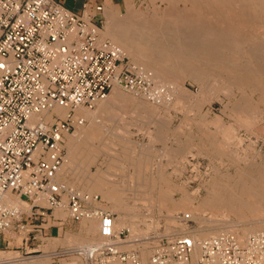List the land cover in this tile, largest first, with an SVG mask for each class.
I'll return each instance as SVG.
<instances>
[{
  "label": "built area",
  "instance_id": "built-area-1",
  "mask_svg": "<svg viewBox=\"0 0 264 264\" xmlns=\"http://www.w3.org/2000/svg\"><path fill=\"white\" fill-rule=\"evenodd\" d=\"M89 4L76 14L51 0H0V234L25 231L20 238L25 243L23 215L43 217L45 211L64 207L72 222L96 219L104 238L83 251L86 264L187 262L194 242L184 235L158 238L142 263L137 248H123L127 229L115 233L114 214L96 207L98 195L55 180L65 136L83 122L74 109H91L113 87L150 102L164 94L150 77L137 72L118 46L101 37L102 4L92 10ZM53 108L67 110L65 117L52 114V122L44 121L42 115ZM6 195L27 209L5 202ZM197 247L196 264H264V239L259 234L238 242L222 233L197 242ZM64 254L55 251L51 256Z\"/></svg>",
  "mask_w": 264,
  "mask_h": 264
},
{
  "label": "rangeland",
  "instance_id": "rangeland-1",
  "mask_svg": "<svg viewBox=\"0 0 264 264\" xmlns=\"http://www.w3.org/2000/svg\"><path fill=\"white\" fill-rule=\"evenodd\" d=\"M167 1H164V0H123V5H116L115 3H112L113 5L107 4L104 7L103 20L105 23V18L107 19L106 13H110L112 16L115 17V19H118L117 21L119 23L121 20H123V21L125 20L124 22H126V23L123 24V22L121 21V24H119V25L123 24V27H125L127 29L134 26V24L137 25V24L144 23V22L147 23V21L148 22L152 21V23H154V21H155L156 24L158 22L164 23V22L171 19L170 17H168L169 13L167 12V9L170 7V5ZM165 6H167L168 8ZM227 13H229V12H225L226 15H227ZM208 15H210V16L208 17ZM208 15L206 16V20H208V18H209V20H208L209 24L212 26H215L216 28H220L219 26H216V25L221 24L220 22L217 24V22H218L217 20H219L222 16H219V18L216 19L217 17L215 15H212V13H209ZM222 15H223V17L220 20H224L223 23L224 22L225 23H224V27H223V23L221 25L223 28H225L227 25L226 21L230 20V18H232V17L229 14V15H227L228 19H225L224 17H226V16L224 14H222ZM130 17H131L130 20H133V21H131L132 23L129 22L130 20L128 21V19ZM133 17H134V19H133ZM166 17L169 19H167ZM212 20H214V21H212ZM137 21H140V22L138 23ZM127 22H129V24ZM104 23H103V27L105 26ZM213 24H216V25H213ZM101 30L102 31L100 33H102L101 35L103 36V33L105 32L103 30H105V28L104 29L102 28ZM242 33L246 34L245 32H241L239 34L243 35ZM125 57L128 59V61L130 59L131 63L133 65H136L142 74L149 75V77L151 79L153 78L152 80L155 82V84L160 85L163 88L165 87V89H166L165 93L166 94L163 95L162 97H160L161 100L159 99L155 103V102L148 101L143 95L135 96V94L132 92H126L125 93V91L123 92L122 90H120L124 94L130 95L131 100L127 98L125 101L122 100V101L117 102L114 107L110 108L111 110L108 109L107 111L105 110L104 113H101V116H99L100 114H98L94 118L88 117L86 119H83V122L81 123V125H78L74 129L73 132L67 134L68 136H72V135L75 136V135H77V131L80 132L79 129H81V128L84 131H87V133L89 131L92 132V133L89 132V134H88V136L91 135L87 139L88 142L87 141L85 143L82 142V144L80 142L79 145H81V146L76 147L78 149L74 150V155L72 156V162H69L70 160L69 159L67 160V158H66L68 150L66 147L67 140L65 139V143L63 146L65 149V157H64L63 164H64V166L67 165V161H68L69 168L67 169V172H65L64 175H61V176L56 175L55 180L60 182V183H64L66 186L72 187V188L79 190L81 192H84V193H87L90 195H98V197L100 198L99 202L101 203L102 207L109 209L106 211L113 213L115 216L113 218V221H112V230L116 233V232H119L121 229H127L129 232V235L127 236L126 239L128 240V238H129V242H131V243L126 244L125 246H123V248L124 249H133V248L140 249L141 248L140 254H141L142 263H145L147 261V258H148L149 253H150V247L153 246L155 244V241L160 237H170L171 238V237H174L177 235H180V236L190 235L191 237H193V235L197 232V230L205 229L206 227H209L210 224H211V227L217 231L216 234L226 233V234L235 235L233 233H235V232L239 233L238 229H239V227H241L240 225L242 224L243 221L237 220L235 215L227 213V215H225V216L224 215L223 216H221V215L220 216H214L212 214L211 215L212 219H211L210 215H209L210 213H208L207 211H206L207 213H205V211H203L204 213L202 214L201 210H198V212H196L197 209L194 206H192L191 208L187 207L190 210H192L193 212H194L193 209L195 208V212L193 214H192V212L190 213V210L187 208H184V209L181 208V211H178L180 209H177V210H173L171 212L170 211L171 209L168 205L169 203L166 205L163 203L161 204V202H159V200L156 199V197L159 196V194H160L158 192V190L163 188L161 193L169 196V198L173 201L177 200L176 198H178V196H181V197H186V196L189 197L190 196L191 198H194V200L195 199L200 200L201 198H203L207 195V192H206L207 187H209V185L212 183L211 178H212V175L214 176V174H215V173L212 174V172H217V170H218V172H222V173L224 172L223 174L232 175L231 173H234L233 170L235 171V169H234L235 165H233L231 161H229L226 158H223V159H221L222 162L226 161L229 166L226 165V163H223L224 165H220V164H222V162L220 163L221 160H213L212 159V161H211V158L209 156H207L204 151H202L203 147L204 146L206 147L209 144H207L206 141L204 140L205 138L203 135H205V134H203V131L197 125L201 118H202L201 120H203V121L207 120L209 122H212L213 120H211V119H213V118H214V121L217 120L216 118H219V124L220 125H219V127L217 125L218 129H217V127H215L216 125H213V124L210 125L211 128L208 129V131L209 130L212 131L213 129H215L214 131H212V133L210 131V134H213V137L215 136L214 139H216L215 140L216 142H218L219 139L222 140V137H221L222 135H223V139H224L225 136L226 137L227 136L232 137L236 133V135L234 136L233 142L231 140L230 143H235L236 138L240 139L242 141V145H241L242 148L246 147V150L248 149L246 151V153H247L246 155H248V156H246V157L249 158V160H246V161H238V163L240 162L239 165L245 166V165H247V163H249L252 160L256 164V167L263 166V168H264V165H260V164H262L260 162L263 159L262 154H264V142H263L264 141V130H263L264 129V114H263L264 110L257 107V106L251 105L252 109H250V108L249 109L252 110L251 114L253 113L252 114L253 119H252V117H251L252 120L250 119V117H247V119H248L247 120V122H248L247 126L251 125L252 129H251V127H248L247 130L251 129L252 131L248 130L249 132L247 131V133H246V131H245L246 126L243 127L241 125V127H240L239 123L237 124V122H235L233 119H230L232 117L228 116L230 110L232 109L231 108L233 105L232 100L235 97H239V96L237 94V91L234 90V88L232 86L227 85V82L225 80H222V79L216 80V78L213 76V77L209 78L208 80H204V82L206 84L202 81V83L206 85V86L205 85L202 86L201 82L194 80L193 78H191V76H188V75L185 76L184 73L182 74L181 72H179V73H177L178 76H177V74H175V75H171L172 77L170 76L172 79L168 78V80L170 79L172 81L169 80L170 81L169 82L166 80L167 82L165 81V83L162 81L163 82V84H162V82H160V80L155 81V79L153 77V73L149 69H146L145 67L143 68V66H141L140 61L135 60L132 56H129L128 54H126ZM161 66L167 68V67H170V64L161 62ZM147 73H149V74H147ZM180 73L183 76L180 75ZM174 76L176 77L175 81L173 79V78H175ZM218 82L221 84H219ZM208 84H209V86H208ZM223 85H224V87H223ZM225 85H227V87L229 86L230 89H227L225 87ZM168 86H169V88H168ZM207 86H208V88H207ZM221 86H222V88H225V89H222L223 92L220 91ZM199 87H201V88H199ZM202 87H204L205 89ZM172 89H173V91H170ZM200 89H201V92H200ZM231 89H233V90H231ZM228 90H230V92H231L230 94H229V92H227ZM224 91H225V93H228L229 95L225 94ZM244 91H246V92H244ZM242 92H243V95L246 96L248 99L253 100L255 98L254 104L256 105L257 99H256L255 95L251 94L250 91L246 90V89H244ZM247 92L250 94H248ZM111 93H112V90L106 98H109V96H111ZM224 97H227V98L223 99ZM216 98H218V99H216ZM228 98H229V104H228ZM186 100H187V102H186ZM225 101L227 102L228 106L225 105L226 104ZM166 102H167V104H166ZM195 104H196V106H195ZM197 106H198V108H196ZM229 106H231V107H229ZM133 107H135L137 109H134ZM142 107H143V109H142ZM254 107L256 108V110L253 109ZM130 108H132V109L130 110ZM133 109H134V111H133ZM257 109H259V110H257ZM260 109H261V111H260ZM86 110L88 112H92L93 110H95V106L93 109H86ZM189 110H190V112H189ZM250 110H249V112H250ZM249 112L247 111V113H249ZM258 112H260L261 114ZM255 114H256V116H255ZM216 115L219 117H217ZM246 115L249 116L250 113L246 114ZM206 117L207 118L209 117V119L210 118L211 119L210 120L206 119ZM221 117H222V119L220 120ZM257 117H259V118H257ZM185 121H188V122L190 121V122L188 123ZM220 121L221 122L223 121V122L220 123ZM192 122L194 123L193 125H192ZM226 122H228V124H227L228 126H226ZM249 122L250 123L253 122V123L249 124ZM93 123L97 124L98 126L93 125ZM190 123L192 126H190ZM252 125H254V126H252ZM231 126L232 127L235 126V127L232 128ZM159 127H161V128H159ZM225 127H228L229 130L226 128L227 131H225L226 129H223ZM231 128L234 129L235 131L232 130ZM242 128H245V130H243ZM254 128L256 130L254 132L255 134L250 133V132L254 131L253 130ZM196 129L198 131H200V132L202 131V132L200 133ZM156 130H158V131H156ZM221 131L222 132L224 131L225 133L223 132L224 134L223 133L221 134ZM214 132H215V134H214ZM216 133H219V134H216ZM199 134L202 135V137ZM238 134H240V135H238ZM197 136L198 137L200 136V138L202 140L198 141V139H200V138H198ZM238 136H240V137H238ZM164 139H165V141H164ZM102 140H103V142H102ZM156 140H158V141H156ZM186 141H188V142H186ZM222 141H220V142L224 143ZM253 141H254V143H253ZM122 142H124V143H122ZM202 143H204L203 144L204 146L201 145ZM128 144H130V145H128ZM246 144L248 146H246ZM181 145H183V146H181ZM194 145L195 146L198 145V146L195 147ZM207 147H209V146H207ZM250 147L254 148L255 151L251 150L252 148H250ZM198 150L200 151V153L204 152L201 154L202 157L199 156ZM108 151H109V153H108ZM248 151L252 152V153H249ZM178 152H179V154H178ZM256 152L258 155L255 154ZM176 154H177V156H175ZM203 154H204V156H206V158L203 156ZM231 154H232V152H231ZM234 154L235 153H233V156L236 157L235 156L236 154L235 155ZM239 154H240L239 156L242 157L241 151L239 152ZM256 155L258 157L255 159L254 156H256ZM229 156L232 159L233 156L230 155V153H229ZM108 157H110V158H108ZM206 161L209 164H207ZM65 162H66V164H65ZM217 162L219 163L220 166L218 165ZM214 163H216V165ZM63 164H62V166H63ZM143 165H144V167H142ZM211 165H214L215 167L211 166ZM209 166L211 168L213 167L214 171H213V169H211V171H210ZM216 166H219V167L216 168ZM113 167H114V169H113ZM138 167L139 168L141 167V168L139 169ZM215 168H216V170H215ZM142 169H143V171H142ZM220 170H222V171H220ZM208 171H209V173H207ZM151 172L153 174L154 173L155 174L160 173V174H159V176H158V174L157 175L154 174V176H153V174ZM218 172H217L218 175L215 174L213 179H216V178L221 176L222 173L219 175ZM164 173H166V174H164ZM206 173H207V175H206ZM155 177H156V179L159 177V180L161 181V183L158 182V183L152 184L150 182V180L155 178ZM91 178L92 179L94 178L98 183H102V185H104V187H106V189H108V190L110 189V191L112 190L113 195L119 196L120 200L116 199L117 201H116L115 207H113V202H111L107 198L101 196V193H99L98 191H95L93 189L92 190L90 189V185H91L90 179ZM206 180H207V182H206L207 184L204 182ZM209 181H210V184L208 183ZM204 184H206V186H204ZM148 185H149V187H147ZM152 185L155 187H153ZM205 187H206V189H205ZM153 188H154L155 193H152ZM155 189H156L158 194L156 193ZM142 191H145V192H142ZM140 196H142V197H140ZM151 196L152 197L154 196V197L150 198ZM142 198H144V199H142ZM152 199L153 200L155 199V200L152 201ZM40 204L44 207L46 206V204L41 202V201H40ZM11 205L14 207L16 206L20 209H27V206L22 204V203L11 204ZM162 206H164V207H162ZM161 210H163V211H161ZM59 211L60 210H57V209L54 210V215L58 218L63 219L66 215L65 208L62 207L61 212H59ZM185 214L188 215V218L185 219V221H181L180 217L182 215H185ZM203 218L207 219V220H204ZM221 219H223L224 222ZM259 220L261 221L262 217ZM205 221H207V222H205ZM205 223H206V225H205ZM261 223H263V222H261ZM133 224L136 226L135 232H134V230H131L132 229L131 227L133 226ZM178 225H180V226H178ZM135 226H133V228H135ZM78 227H79V231H80L79 235H75L72 233L66 235V233H65L63 236H65V235L66 236H65V238L62 237L63 242L61 244L64 243L67 246H72V251L74 250L76 252H81L83 250L85 251L87 248H89L93 245H98L99 243L103 242L104 238L101 237L98 233V224H97L96 220L80 221V222H78ZM235 227L238 229L236 230ZM92 230H94V231L92 232ZM24 232L25 231H21L17 235L10 232V235L12 237H14V242H15L14 245L15 246L19 245L20 238L22 236H24ZM253 234L264 235L263 232L248 233L247 236H245V238H247L248 235H253ZM209 237H213V236H209ZM209 237H207V238H209ZM137 240L140 241L139 244L134 243V241H137ZM48 247L52 248L54 246L50 245ZM17 251L18 252H13V251L1 252L0 251V256L2 255L0 257V260H11V259L14 260V258L19 259L20 256L25 257V256L36 255V254L24 255V254H21L19 252L20 251L19 249H17ZM42 251H44V250H42ZM72 258H73L72 264H86L82 254H79L77 256L73 255ZM61 263H62V261H61ZM192 263H193V261H191V259H190L186 264H192ZM48 264H52L51 259L48 260Z\"/></svg>",
  "mask_w": 264,
  "mask_h": 264
},
{
  "label": "bare ground",
  "instance_id": "bare-ground-1",
  "mask_svg": "<svg viewBox=\"0 0 264 264\" xmlns=\"http://www.w3.org/2000/svg\"><path fill=\"white\" fill-rule=\"evenodd\" d=\"M164 1H167V0H164ZM167 2L169 3L170 7L168 8L167 7L168 5L165 7L168 8L167 12L169 13V16L168 15L167 16L171 18L170 20H168L164 23H162L159 20L161 23L158 22L157 24L155 21H154V23H152V21L151 22L147 21V23L144 22V23H140V24L136 23L137 25H135L133 23L134 26H132L129 29L123 27V24L126 23V22H124L125 20L124 21L121 20L123 22V24L119 25V24H121V21L119 23L117 21L118 19H115V17L112 16L110 13H106L107 19L105 18V23H104L103 7H102V13H101L102 28L103 29L105 28V30H103L105 32L103 33V36L101 35L102 33H100L101 37L108 39L113 44L118 46L125 56H126V54H128L129 56H132L135 60L140 61L141 66H143V68L145 67L146 69H149L153 73V77H154L155 81L160 80V82L163 81L165 83L166 80L169 81L170 79H172L171 75H175L179 72H181L182 74L184 73L185 76L186 75L191 76V78H193L194 80L201 82L202 86L206 84L204 82V80H208L209 78H211L213 76L216 78V80L217 79L225 80L227 82V85L232 86L234 88V90L237 91V94L239 96V97H235L232 100L233 105L231 104L232 107L229 106L232 109L230 110L228 116L232 117L230 119H233L235 122H237V124L239 123L240 127H241V125L243 127L246 126V130H245V128H242L243 130L246 131V133L248 130L252 131L251 125L247 126V123H248L247 117H250V119L252 117V119H253V115H252L253 113L251 114L252 110H250V109H252L251 105L257 106V107L264 110V0H168ZM224 11L229 12V13H227V15L230 14V16L232 17V18H230V20L226 21L228 26L226 25L225 28H223L224 23H225V22L223 23L224 20H220L223 17L222 14H224L226 16V17H224L225 19H228L227 15L225 14ZM209 13H212V15H215L217 17L216 19H218L219 16H222L219 20H217L218 22L217 21L216 22H217V24L219 22L221 24L223 23V27L221 24H220L221 26L213 24V25L219 26L220 28H216L215 26L210 25L208 22L209 18H208V20H206V16ZM209 16L210 15H208V17ZM130 19H131V17L128 19V21ZM133 19H134V17H133ZM167 19H169V18H167ZM214 20H212V21H214ZM131 21H133V20H130L129 22H131ZM140 21H137V22L139 23ZM129 22H127V23L129 24ZM103 23L105 24L104 27H103ZM101 31L102 30H100V32ZM241 32H245L246 34H243V33H242L243 35L239 34ZM161 62L169 63L170 67H167V68L162 67ZM129 63L132 64L130 59H129ZM133 66L136 67L137 72L140 71L136 65H133ZM181 73H180V75H182ZM143 75L147 78L149 77V75H145V74H143ZM177 76H178V74H177ZM168 78H170V79L168 80ZM152 79L149 78V80L153 81ZM173 79L175 81L176 77ZM170 81H172V80H170ZM202 81L205 84H203ZM163 82H162V84H163ZM219 84H221V83H219ZM155 85H157V84H155ZM227 85H225V87L227 89H230V87L228 86L229 87L228 88ZM208 86H209V84H208ZM208 86H207V88H208ZM158 87L163 90V92H164L163 95H165L166 94L165 93L166 92L165 87L163 88L160 85H158ZM223 87H224V85H223ZM168 88H169V86H168ZM199 88H201V87H199ZM202 88H204V87H202ZM222 89H225V88H222V86H221L220 91H222ZM244 89L249 90L251 94L256 96V99H257L256 105L254 104L255 98L253 99L254 100L253 101L252 99H248L246 96L243 95L242 91ZM111 90H112L111 96H109V98H106L108 96V94L111 92ZM231 90H233V89H231ZM170 91H173V89ZM123 92H121L119 88L113 87L110 89V91L107 93V95L103 99L95 102V104L91 108V109H93L95 106V110H93L92 112H88L85 108L80 107V108L75 109L73 114L77 117H81L82 119H86L88 117L94 118L98 114H100L99 116H101V113H104L105 110L107 111L108 109L114 107L117 102L122 101V100L125 101L127 98L131 100V98H130L131 96L128 94H124ZM200 92H201V89H200ZM227 92H229V94L231 93L230 90H228ZM244 92H246V91H244ZM132 93H134L135 96L140 95V94L138 95L135 92H132ZM224 93H225V91H224ZM250 93H248V94H250ZM225 94H228V93H225ZM225 98H227V97H224L223 99H225ZM229 98H228V104H229ZM216 99H218V98H216ZM186 102H187V100H186ZM166 104H167V102H166ZM228 104L226 102L225 105L228 106ZM195 106H196V104H195ZM133 108L137 109L135 107H133ZM196 108H198V106ZM131 109L132 108H130V110ZM134 109H133V111H134ZM142 109H143V107H142ZM248 109L250 110V112ZM253 109L256 110L255 107ZM261 109H260V111H261ZM257 110H259V109H257ZM247 111L250 113L251 116L246 115V114H249V113H247ZM189 112H190V110H189ZM66 113H67V110H65V109L53 108L51 110V112H49L47 114H43L42 118L46 122H52V117H51L52 114H54L55 116H57L60 119H63L65 117ZM258 113H260V112H258ZM255 116H256V114H255ZM217 117H219V116H217ZM257 118H259V117H257ZM201 119L197 125L203 131V134H205V135H203L205 138L204 140L206 141L207 144H209V145H207L205 143L207 146H209V147H207V146L205 147L203 145L204 143H202L201 145H203L205 147L204 148L202 146L203 147L202 151H204L205 154L211 158V161H212V159L213 160H221L223 158H226L229 161H231L232 164L235 165V168H234L235 171L233 170L234 173H231L232 175L223 174L224 172L223 173L218 172V170H217L219 175L221 173L222 174L220 177L213 179L215 174H217V172H212V174L213 173H215V174H214V176L211 174L212 178L209 176L212 179V183L210 184V181L208 182L210 185H209V187H207V191H206L207 195L205 197L201 198L200 200H196V199L194 200V198H191L190 196L189 197L188 196H186V197L178 196V198H176L177 200L173 201L169 198V196L161 193L163 188L158 190V192L160 194H159V196L156 197V199H158L159 202H161V204L163 203L166 205L169 203L168 205L171 209L170 210L171 212L173 210H177V209H180L178 211H181V208H183V209L187 208V207L191 208L192 206H194L197 209L196 212H198V210H201L202 214L204 213L203 211H205V213H207V212L210 213L209 215H210L211 219H212V216H211L212 214L214 216H220V215L225 216V215H227V213L235 215L237 220L243 221L242 224L240 223L241 227L238 226L239 229L235 227L236 230L238 229L239 233L235 232V233H233L235 235H232L236 239V241H238V242L243 241V239H245V236H247L248 233L263 232V234H264V168H263V166L256 167V164L252 160L249 163H247V165H245L246 164L245 163L244 164L245 166L239 165L240 162L238 163V161H246V160H249V158L246 157V156H248V155H246L247 154L246 151L248 149L246 150V147L242 148V146H241L242 141L240 139L235 137L237 139V140L235 139V143H230L231 140L233 142V139H234V136L236 135V133L232 137L231 136H227V137L225 136L224 139H223V135H222L221 137H222L223 141L219 139V141L216 142L215 141L216 139H214L215 136L213 137V134H210L211 130L208 131V129L211 128L210 125H212V124L216 125L215 127H217V125L219 127V125H220L219 124V118H216L217 120H215V121H214V118L213 119L210 118L211 120H213L212 122H209L207 120L203 121ZM206 119H209V117L208 118L206 117ZM221 119H222V117L220 118V120ZM185 122H188V121H185ZM222 122L220 121V123H222ZM252 123L253 122H251V123L249 122V124H252ZM193 124L194 123L192 122V125ZM227 124H228V122H226V126H228ZM93 125L96 126L97 124L93 123ZM192 125L190 123V126H192ZM252 126H254V125H252ZM218 127H217V129H218ZM234 127H232V128H234ZM248 127H251V129L247 130ZM159 128H161V127H159ZM226 128L228 129V127H225L223 129H226ZM227 129L225 131H227ZM79 130H80V132L77 131V135H75L76 133L74 134L75 136H73L72 134H71L72 136H68V135L65 136V139L67 140L66 147L68 150L66 158H67V160L68 159L70 160L69 162H72V156L74 155V150L78 149L76 147L81 146V145H79L80 142H81V144H82V142L83 143H85L86 141L88 142L87 139L89 138V136H91V135L88 136L89 132H91V131H89L87 133V131H84L82 128ZM214 130L215 129H213L212 131H214ZM232 130H234V129H232ZM253 130L254 131L250 132V133H254L256 131L255 128ZM156 131H158V130H156ZM212 131H211V133H212ZM198 132H200V131H198ZM223 132L221 131V134ZM214 134H215V132H214ZM216 134H219V133H216ZM238 135H240V134H238ZM200 136L202 137V135H200ZM200 136L199 137L197 136V137L200 138ZM238 137H240V136H238ZM199 140L201 141L202 139L200 138V139H198V141ZM156 141H158V140H156ZM164 141H165V139H164ZM220 141H222L224 143H221ZM102 142H103V140H102ZM186 142H188V141H186ZM64 143H65V140H64ZM122 143H124V142H122ZM253 143H254V141H253ZM247 144H246V146H248ZM128 145H130V144H128ZM181 146H183V145H181ZM196 146H198V145H196ZM250 148H252V147H250ZM251 150L255 151L254 148H252ZM240 151L242 153V157L239 156ZM198 152H199V156H201V154L204 153V152L200 153L199 150H198ZM231 152H232V154H231ZM108 153H109V151H108ZM229 153L232 156H233V153H235L236 155L235 154L234 155L236 157L233 156L231 159L229 156ZM249 153H252V152H249ZM178 154H179V152H178ZM255 154H257V152ZM257 155L254 156L255 159L258 157ZM263 155L264 154H262V157H263L262 161L260 160L261 161L260 163H262V164H260V165H264V156ZM175 156H177V154ZM203 156H204V154H203ZM64 157H65V149H64L63 162H64ZM204 157L206 158V156H204ZM108 158H110V157H108ZM63 162H62V164H63ZM221 162H222V160L220 161V163ZM206 163H207V161H206ZM223 163H226V165H228L226 161L225 162L223 161L222 164H220V165H224ZM62 164L58 168V170L55 174V177H56V175L57 176L64 175L65 172H67V169L69 168L68 161H67V165L64 166V164H63V166H62ZM65 164H66V162H65ZM207 164H209V163H207ZM214 164L216 165V163H214ZM218 165H219V163H218ZM211 166H214V165H211ZM219 166H216V168ZM142 167H144V165ZM216 168H215V170H216ZM113 169H114V167H113ZM211 169H213V171H214L213 167L212 168L210 167V171H211ZM142 171H143V169H142ZM220 171H222V170H220ZM207 173H209V171ZM207 173H206V175H207ZM154 174H153V176H154ZM157 174H155V175H157ZM159 174H158V176H159ZM164 174H166V173H164ZM150 182L152 184H155L158 182L161 183V181L159 180V177L157 179H156V177L151 179ZM204 182L206 183L207 180ZM90 183H91V185H90L91 190L93 189V190L101 193V196H103V197L107 198L109 201L113 202V207H115L116 201H117L116 199L120 200L118 195H117L118 197L113 195L112 190L110 191V189L109 190L106 189V187H104V185H102V183H98L94 178L90 179ZM206 184H204V186H206ZM147 187H149V185ZM153 187H155V186H153ZM205 189H206V187H205ZM152 191H153L152 193H155L154 188ZM155 191H156V189H155ZM142 192H145V191H142ZM156 193H157V191H156ZM140 197H142V196H140ZM153 197L151 196L150 198H153ZM142 199H144V198H142ZM154 200L152 199V201H154ZM99 201H100V198H99ZM99 201L95 204L98 209L104 210V211L109 210L105 207H102V205ZM5 202H7L8 204H20V202L17 200L16 197L9 196V195L5 196ZM162 207H164V206H162ZM61 208L62 207L57 208V210H60L59 212H61ZM195 208L193 209L194 212H195ZM187 209H189V208H187ZM54 210H56V209H54ZM161 211H163V210H161ZM191 212H192V214L194 213L192 210H190V213ZM261 217H262V220L260 221L259 219H261ZM87 220H96V219L90 218V219H85L84 221H87ZM204 220H207V219H204ZM221 220H223V219H221ZM205 222H207V221H205ZM223 222H224V220H223ZM261 222H263V223H261ZM205 225H206V223H205ZM133 226H135V225L133 224ZM133 226L131 227L132 228L131 230H134V232H135L136 226H135V228H133ZM178 226H180V225H178ZM94 230H92V232ZM215 231L216 230L213 229L211 227V224H210L209 227H206L205 229L197 230V232L193 235V237L188 235L189 237H191V239L194 242V247H193V250H192L191 255L189 257V260L191 259V261H193L194 264H196V261L198 259V254H199L197 242H199L203 239H206L209 236H215V235L217 236L218 234H220V233L216 234L217 231L216 232ZM128 235H129V232H128ZM259 235H261L264 239V235H262V234H259ZM177 236H180V235H177ZM127 242H128L127 244L131 243V242H129V238H128ZM139 242H140L139 240H137L136 242L134 241V243H136V244H139ZM140 249L137 248V250L139 252V257L141 259V254H140L141 250ZM83 251H81L79 253L82 254ZM14 261H16V260H14ZM187 262H184V263L172 262L170 264H186Z\"/></svg>",
  "mask_w": 264,
  "mask_h": 264
},
{
  "label": "crops",
  "instance_id": "crops-1",
  "mask_svg": "<svg viewBox=\"0 0 264 264\" xmlns=\"http://www.w3.org/2000/svg\"><path fill=\"white\" fill-rule=\"evenodd\" d=\"M58 3L63 8L79 14L81 10L86 9L84 6L90 2L89 10H92L93 6L101 3L103 7L108 4L115 3L116 5H123V0H51ZM113 5V4H112ZM32 211V210H31ZM66 212V211H65ZM22 223L27 227L28 241L25 243L21 239L19 245H14V237L7 233L0 234V251L1 252H18L21 254H36L32 256H25L14 260H0V264H48V260L51 259L52 264H72V256L69 254L72 251V246L61 244L63 242L62 237L65 238L68 234L79 235L78 223L72 222L67 213L63 219L54 215V210L45 211L43 217H34L30 215H23L21 218ZM66 233L65 236H63ZM48 244V245H47ZM60 244V245H59ZM54 246L49 248L48 246ZM43 248V249H42ZM16 251H15V250ZM44 250V251H42ZM55 251H63L64 254L60 257L53 258L51 255ZM12 261V262H11ZM62 261V263H61ZM4 262V263H3Z\"/></svg>",
  "mask_w": 264,
  "mask_h": 264
}]
</instances>
